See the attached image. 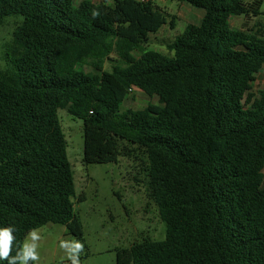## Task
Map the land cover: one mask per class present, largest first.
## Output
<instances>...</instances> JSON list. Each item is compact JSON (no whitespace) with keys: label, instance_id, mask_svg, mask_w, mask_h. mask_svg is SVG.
<instances>
[{"label":"trees","instance_id":"1","mask_svg":"<svg viewBox=\"0 0 264 264\" xmlns=\"http://www.w3.org/2000/svg\"><path fill=\"white\" fill-rule=\"evenodd\" d=\"M203 10L166 47L176 17L153 0H0L19 22L0 71V227L13 252L32 228L63 225L83 242L58 111L83 122L86 164L138 165L166 227L116 252V264H264L263 0H172ZM106 62L114 63L111 71ZM133 89L158 104L122 111ZM7 264V261H0Z\"/></svg>","mask_w":264,"mask_h":264},{"label":"rangeland","instance_id":"2","mask_svg":"<svg viewBox=\"0 0 264 264\" xmlns=\"http://www.w3.org/2000/svg\"><path fill=\"white\" fill-rule=\"evenodd\" d=\"M80 1L82 0H76V4ZM153 2L161 10L176 17V27L171 29L170 25H167L153 35L149 50L170 56L167 43L181 35L187 25L194 23L186 21L189 14L181 8L182 4L172 0ZM108 4L112 6V0ZM261 12L259 18L264 20V3ZM242 19H235L231 22V27L240 29L250 24ZM18 22L19 19L9 17L0 26V71L7 69L6 56ZM113 64L106 62L105 70L111 71ZM262 89L264 73L262 76L258 75L252 93L256 94ZM149 103L158 104L157 97L149 99L142 91L133 89L129 99L124 102L122 111L143 110ZM58 116L68 143L67 155L74 172L77 196L84 198L82 201L73 200L75 215L83 229L85 251L80 258L81 264H116L117 250L129 248L143 239L164 240L165 224L161 221L154 203L147 199L144 185L137 181L143 178L139 175L138 165L123 156H119L116 163H84L83 122L70 115L67 109H60ZM40 232V264H69L66 253L59 247L61 238H73L67 228L63 225L48 224L42 227Z\"/></svg>","mask_w":264,"mask_h":264},{"label":"clouds","instance_id":"3","mask_svg":"<svg viewBox=\"0 0 264 264\" xmlns=\"http://www.w3.org/2000/svg\"><path fill=\"white\" fill-rule=\"evenodd\" d=\"M15 228L13 226L0 227V261H7V264H40V242L42 235L39 228L30 229L15 255L13 244ZM59 247L66 253L69 264H81V255L85 251V245L75 237L71 239L61 238Z\"/></svg>","mask_w":264,"mask_h":264},{"label":"crops","instance_id":"4","mask_svg":"<svg viewBox=\"0 0 264 264\" xmlns=\"http://www.w3.org/2000/svg\"><path fill=\"white\" fill-rule=\"evenodd\" d=\"M89 1H91V2H93L95 4H99V3H102V2H106L108 4L109 1H111V0H89ZM263 3H264V0H263ZM181 8L185 9L188 12L189 17H187L186 21L189 22V23H194L195 25H199L201 23L202 19L204 18L205 12L203 10L201 11V10L197 9L198 11H196V10L192 9L191 7H189L186 4H182ZM235 19H237V18L232 19L231 22H233ZM238 19L239 20H243L242 18H238ZM248 21H249L248 23H250V24H247V26H246L248 28L253 27L255 24H257L258 26H262L264 28V20H261L260 18L253 19V20H248ZM263 73L264 72L262 70L259 73V75L262 76ZM257 80H258V77H257Z\"/></svg>","mask_w":264,"mask_h":264},{"label":"built area","instance_id":"5","mask_svg":"<svg viewBox=\"0 0 264 264\" xmlns=\"http://www.w3.org/2000/svg\"><path fill=\"white\" fill-rule=\"evenodd\" d=\"M144 1V0H143Z\"/></svg>","mask_w":264,"mask_h":264}]
</instances>
